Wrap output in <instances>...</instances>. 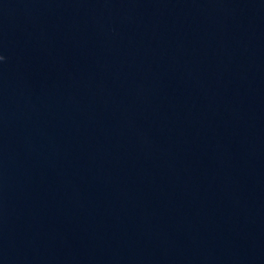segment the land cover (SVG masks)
I'll return each instance as SVG.
<instances>
[{"label": "water", "instance_id": "95a60500", "mask_svg": "<svg viewBox=\"0 0 264 264\" xmlns=\"http://www.w3.org/2000/svg\"><path fill=\"white\" fill-rule=\"evenodd\" d=\"M0 264H264V0H0Z\"/></svg>", "mask_w": 264, "mask_h": 264}, {"label": "clouds", "instance_id": "9594fccd", "mask_svg": "<svg viewBox=\"0 0 264 264\" xmlns=\"http://www.w3.org/2000/svg\"><path fill=\"white\" fill-rule=\"evenodd\" d=\"M0 59H2V57H0Z\"/></svg>", "mask_w": 264, "mask_h": 264}]
</instances>
